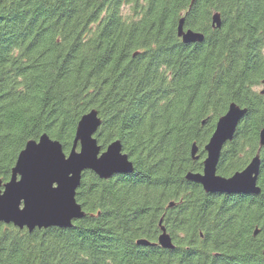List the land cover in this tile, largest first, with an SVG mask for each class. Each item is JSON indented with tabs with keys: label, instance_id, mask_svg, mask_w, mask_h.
Masks as SVG:
<instances>
[{
	"label": "trees",
	"instance_id": "trees-1",
	"mask_svg": "<svg viewBox=\"0 0 264 264\" xmlns=\"http://www.w3.org/2000/svg\"><path fill=\"white\" fill-rule=\"evenodd\" d=\"M181 17L202 41L181 40ZM263 79L264 0H0L2 183L43 133L68 153L91 109L102 149L119 139L134 164L109 178L83 171L85 215L71 227L1 222L0 264H264ZM231 102L247 112L217 173L259 150L257 194L206 193L185 177L202 170ZM161 225L172 248L158 243Z\"/></svg>",
	"mask_w": 264,
	"mask_h": 264
},
{
	"label": "water",
	"instance_id": "water-1",
	"mask_svg": "<svg viewBox=\"0 0 264 264\" xmlns=\"http://www.w3.org/2000/svg\"><path fill=\"white\" fill-rule=\"evenodd\" d=\"M213 26L221 25L218 12L212 15ZM177 34L184 43L202 41L203 33L184 28L181 17ZM260 92L264 94V79ZM247 112L235 102H231L215 125L208 142L204 145L206 156L202 171H189L186 179L202 185L206 193L257 194L260 169L259 150L249 163L229 176L217 173V165L224 145L233 139L237 126ZM101 123L97 111L91 109L77 123L73 145L68 153L61 142L43 133L37 140H28L17 155L10 178L0 180V223L13 225L29 231L51 226L71 227L76 219L85 215L76 200V190L81 183L82 172L89 169L100 178H109L116 173L131 172L133 161L123 150L119 139L111 141L102 149L95 136ZM259 145L264 147V128L259 131ZM198 146L193 143L191 157L199 158ZM161 222V221H160ZM158 243L172 248L173 242L160 226ZM256 233V231H255ZM138 243L148 244L145 239ZM264 256V249L262 251Z\"/></svg>",
	"mask_w": 264,
	"mask_h": 264
},
{
	"label": "rangeland",
	"instance_id": "rangeland-1",
	"mask_svg": "<svg viewBox=\"0 0 264 264\" xmlns=\"http://www.w3.org/2000/svg\"><path fill=\"white\" fill-rule=\"evenodd\" d=\"M262 87L260 86V89H261Z\"/></svg>",
	"mask_w": 264,
	"mask_h": 264
},
{
	"label": "flooded vegetation",
	"instance_id": "flooded-vegetation-1",
	"mask_svg": "<svg viewBox=\"0 0 264 264\" xmlns=\"http://www.w3.org/2000/svg\"><path fill=\"white\" fill-rule=\"evenodd\" d=\"M202 171V170H201Z\"/></svg>",
	"mask_w": 264,
	"mask_h": 264
}]
</instances>
